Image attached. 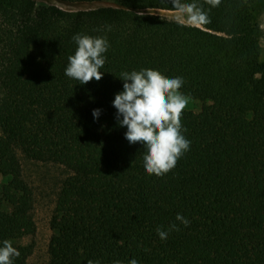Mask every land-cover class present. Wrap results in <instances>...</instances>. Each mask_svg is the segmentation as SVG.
<instances>
[{"label":"trees","instance_id":"obj_1","mask_svg":"<svg viewBox=\"0 0 264 264\" xmlns=\"http://www.w3.org/2000/svg\"><path fill=\"white\" fill-rule=\"evenodd\" d=\"M263 2L181 0L206 16L188 25L153 13L179 10L173 0L88 10L0 0V246L9 240L20 252L13 264L33 250L14 241L35 230L19 154L69 172L47 264H264ZM76 34L107 39L101 80L65 75ZM142 69L182 77L179 92L202 102L197 113L183 110L190 148L162 176L145 171L146 150L128 142L113 106L121 73Z\"/></svg>","mask_w":264,"mask_h":264},{"label":"clouds","instance_id":"obj_2","mask_svg":"<svg viewBox=\"0 0 264 264\" xmlns=\"http://www.w3.org/2000/svg\"><path fill=\"white\" fill-rule=\"evenodd\" d=\"M218 3V0H209ZM174 5L189 14L192 22H206V16L195 4H184L173 0ZM73 40L78 45L74 55L68 57L65 75L87 84L93 79L99 81L104 72L100 71L105 64L102 55L109 47L104 37H92L76 34ZM123 91L115 95L113 106L117 109L116 119L120 127H126L125 138L130 144L141 143L146 150L143 157L145 171L162 176L172 170L178 159L190 148V141L181 133V115L187 106V98L179 92L183 85L182 77L168 78L159 71L142 69L141 71L123 72L120 78ZM100 109L93 110V117L98 118ZM122 117V119H121ZM176 220L184 226L190 223L183 215L177 214ZM178 230L175 224L169 231ZM158 236L166 240L169 232L156 228ZM0 246V264H13V257L20 252L11 241L4 240ZM88 264H93L89 260ZM98 264V262H97ZM114 264H121L115 261ZM130 264H138L133 259Z\"/></svg>","mask_w":264,"mask_h":264},{"label":"rangeland","instance_id":"obj_3","mask_svg":"<svg viewBox=\"0 0 264 264\" xmlns=\"http://www.w3.org/2000/svg\"><path fill=\"white\" fill-rule=\"evenodd\" d=\"M35 6L54 4L68 10H88L100 7H117L118 0H97L94 2H73L71 0H34ZM261 10L257 12V23L261 29L259 39L261 53L260 60L264 62V2L261 4ZM153 13L162 16L168 20L182 22L188 25H195L190 21L187 12L180 10H154ZM188 100L184 110L197 113L202 102L186 97ZM3 101V93L0 87V109ZM4 153H0V161ZM21 164L22 176L32 191V219L35 230L33 234H25L14 241L15 245L33 244L32 253L28 256L26 264H47L48 243L52 235L50 229V218L54 210L55 201L58 196L60 187L69 172L63 166L54 163L35 162L18 155ZM3 178L0 176V183Z\"/></svg>","mask_w":264,"mask_h":264}]
</instances>
